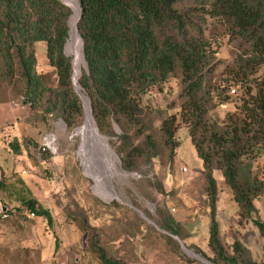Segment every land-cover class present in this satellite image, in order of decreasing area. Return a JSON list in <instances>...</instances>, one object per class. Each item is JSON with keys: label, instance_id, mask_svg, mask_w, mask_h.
<instances>
[{"label": "trees", "instance_id": "1", "mask_svg": "<svg viewBox=\"0 0 264 264\" xmlns=\"http://www.w3.org/2000/svg\"><path fill=\"white\" fill-rule=\"evenodd\" d=\"M74 1L80 10L77 31L86 67L77 86L90 104L99 134H110L112 124L123 132L116 150L122 171L139 172L162 154L172 165L180 118L200 160L209 210L207 245L212 255L194 252L210 264H264V223L254 206L264 198V167L260 174L254 170V163L264 157V0ZM71 16L61 0H0V82L39 113L41 122L57 119L68 131L85 119L73 87L72 61L64 53ZM224 38L238 50L226 69L238 99L234 111L212 126L206 76L217 53L213 47ZM38 43L45 45L50 73L36 72ZM170 80L179 83L180 105L176 115L158 114V141L147 121L148 97ZM10 147L19 153L16 141ZM217 174L240 219L263 241L259 263L240 241L228 246L220 241L215 219ZM21 204L52 227L50 213L34 199H23ZM155 224L187 246V235L173 219L161 218ZM92 237L89 250L100 264H125L108 257Z\"/></svg>", "mask_w": 264, "mask_h": 264}, {"label": "rangeland", "instance_id": "2", "mask_svg": "<svg viewBox=\"0 0 264 264\" xmlns=\"http://www.w3.org/2000/svg\"><path fill=\"white\" fill-rule=\"evenodd\" d=\"M69 38L70 31L66 44ZM66 44L65 56L73 62ZM213 48L217 53L212 71L206 76V90L211 93L209 122L217 126L234 111L238 99L237 93L230 94L235 87L226 75L238 50L226 38ZM36 55V72L50 73L43 43L36 45ZM85 70L84 63L81 72ZM179 93L178 81L170 80L162 91L155 90L148 97L147 121L152 122L158 141V114L176 115ZM112 129L110 134L100 136L107 140L117 160L121 177L112 180V185L119 200L103 201L92 192V181L84 175L78 161L75 130L68 131L57 119L41 122L39 113L13 95L5 82H0V264H100L89 250L92 235L108 257L125 264H205L198 258L210 264L194 252L196 249L212 255L207 245L209 210L205 184L186 124L178 119V147L172 165L162 154L159 160L142 165L134 173L122 171L116 150L123 132L115 124ZM46 135H53L56 142L52 152L44 153L41 145ZM13 141L19 147L18 154L10 147ZM256 171L260 174L261 170ZM221 189L218 186L216 209L223 201ZM23 199H34L46 209L52 217V227L28 214L21 204ZM3 206L10 210L9 214L2 211ZM234 213L219 229L221 243L228 246L238 240L250 249L257 263L261 262L263 241L258 231L240 219L237 207ZM161 218H171L180 226L187 235L188 247L155 224ZM235 225L239 227L234 229ZM88 228L93 231L88 232Z\"/></svg>", "mask_w": 264, "mask_h": 264}, {"label": "bare ground", "instance_id": "3", "mask_svg": "<svg viewBox=\"0 0 264 264\" xmlns=\"http://www.w3.org/2000/svg\"><path fill=\"white\" fill-rule=\"evenodd\" d=\"M62 1L66 3L73 12L69 21L70 38L68 44H66L68 51L66 48L65 49L73 56L74 79L77 80L81 73V66L84 64L81 42L76 34L79 7L74 0ZM79 95L84 103L85 120L83 125L74 133V136L79 141L77 153L78 161L84 175L88 180L90 179L89 181H92L91 190L95 196L103 201H110L113 199L119 200L112 185V180L114 181L116 178L121 177L116 166L117 160L110 149L107 140L100 136L97 131L90 114L88 101L80 90ZM121 181H123V179ZM188 254L192 256L189 252Z\"/></svg>", "mask_w": 264, "mask_h": 264}, {"label": "crops", "instance_id": "4", "mask_svg": "<svg viewBox=\"0 0 264 264\" xmlns=\"http://www.w3.org/2000/svg\"><path fill=\"white\" fill-rule=\"evenodd\" d=\"M263 167H264V157L259 159L258 161H256L254 163V170L255 171L261 170ZM216 177H217L218 186L222 188L221 190H223V193L221 194L222 195L221 199H223V201H221L220 207L217 208V212H216V216H215V219H216L217 224H218V229H220L221 226H223L226 218H228V217L232 218V216L235 215L234 212L236 210V205L234 204V202L232 200V196L230 194L229 189L226 186H224V182H223L220 174H217ZM254 206L258 212V216H259L260 220L264 223V198H261V199L255 201ZM236 227H239V226L235 225L234 229ZM208 230H209V220H208L207 231ZM248 240L250 241L251 238L248 237ZM255 240H256V238H255Z\"/></svg>", "mask_w": 264, "mask_h": 264}, {"label": "water", "instance_id": "5", "mask_svg": "<svg viewBox=\"0 0 264 264\" xmlns=\"http://www.w3.org/2000/svg\"><path fill=\"white\" fill-rule=\"evenodd\" d=\"M62 1V0H61ZM63 2V1H62ZM64 3V2H63ZM66 6H68L66 3H64ZM69 7V6H68ZM79 17H80V10H79ZM79 17H78V21H79ZM78 21H77V24H78ZM77 24H76V34H77V37L79 38V40H80V37H79V35H78V31H77ZM69 28H70V25H69ZM80 42H81V40H80ZM81 48H82V42H81ZM72 66H73V62H72ZM73 87H74V91L76 92V94H77V96H78V98H79V100L82 102V105H83V107H84V103H83V101L81 100V98H80V95H79V87L77 86V80H75L74 79V74H73ZM87 100V99H86ZM88 105H89V108H90V104H89V102H88ZM84 114H85V108H84ZM90 114H91V116H92V113H91V109H90ZM85 120V119H84ZM92 120H93V118H92ZM83 123H84V121H83ZM93 123H94V121H93ZM83 125V124H82ZM81 125V126H82ZM95 125V124H94ZM80 126V127H81ZM80 127H78V128H76L75 129V131L77 130V129H79ZM97 129V128H96ZM98 131V130H97ZM117 201H118V199H116ZM2 211L4 212L5 211V208H3L2 209ZM139 214H141L140 212H138ZM173 239H175V240H178L177 239V237H175V236H171ZM181 247L183 248V250L185 251V252H189L188 250H186L185 249V247L181 244ZM198 261H200V262H202V263H205V264H207L205 261H203L202 259H200V258H198L197 259Z\"/></svg>", "mask_w": 264, "mask_h": 264}, {"label": "built area", "instance_id": "6", "mask_svg": "<svg viewBox=\"0 0 264 264\" xmlns=\"http://www.w3.org/2000/svg\"><path fill=\"white\" fill-rule=\"evenodd\" d=\"M230 94L235 95L236 89L233 88L232 90H230ZM55 142H56V139L53 135H46L42 140V145H41L42 152H44V153L52 152L54 149V146H55ZM184 171L186 172L185 169H184ZM3 217H6V215H4Z\"/></svg>", "mask_w": 264, "mask_h": 264}]
</instances>
